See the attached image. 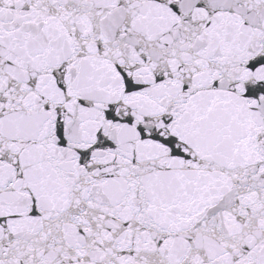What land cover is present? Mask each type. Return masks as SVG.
<instances>
[{
  "label": "snow or ice",
  "instance_id": "1",
  "mask_svg": "<svg viewBox=\"0 0 264 264\" xmlns=\"http://www.w3.org/2000/svg\"><path fill=\"white\" fill-rule=\"evenodd\" d=\"M0 264H264V0H0Z\"/></svg>",
  "mask_w": 264,
  "mask_h": 264
}]
</instances>
